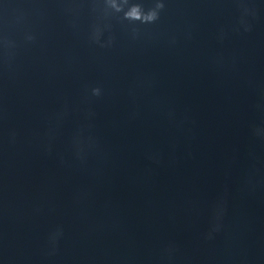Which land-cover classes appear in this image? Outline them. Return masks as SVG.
I'll use <instances>...</instances> for the list:
<instances>
[{
    "label": "water",
    "instance_id": "obj_1",
    "mask_svg": "<svg viewBox=\"0 0 264 264\" xmlns=\"http://www.w3.org/2000/svg\"><path fill=\"white\" fill-rule=\"evenodd\" d=\"M160 2L0 0V264H264V0Z\"/></svg>",
    "mask_w": 264,
    "mask_h": 264
},
{
    "label": "clouds",
    "instance_id": "obj_2",
    "mask_svg": "<svg viewBox=\"0 0 264 264\" xmlns=\"http://www.w3.org/2000/svg\"><path fill=\"white\" fill-rule=\"evenodd\" d=\"M115 12H123V19L130 22L139 21L142 24L155 23L160 18V11L164 9L165 5L160 0H157L155 6L145 10L143 4L132 3L131 0H122V4H116L113 0H107ZM93 93L97 96L101 94L100 88L93 89Z\"/></svg>",
    "mask_w": 264,
    "mask_h": 264
}]
</instances>
